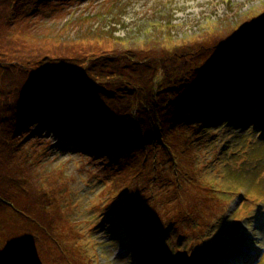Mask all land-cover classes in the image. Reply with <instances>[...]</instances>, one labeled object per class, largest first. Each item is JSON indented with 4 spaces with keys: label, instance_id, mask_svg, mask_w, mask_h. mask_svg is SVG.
<instances>
[{
    "label": "rangeland",
    "instance_id": "obj_1",
    "mask_svg": "<svg viewBox=\"0 0 264 264\" xmlns=\"http://www.w3.org/2000/svg\"><path fill=\"white\" fill-rule=\"evenodd\" d=\"M260 65L264 0H0V264H264ZM59 117L141 142L111 163Z\"/></svg>",
    "mask_w": 264,
    "mask_h": 264
},
{
    "label": "trees",
    "instance_id": "obj_2",
    "mask_svg": "<svg viewBox=\"0 0 264 264\" xmlns=\"http://www.w3.org/2000/svg\"><path fill=\"white\" fill-rule=\"evenodd\" d=\"M32 10H34V7H31ZM85 36L87 37V31H85ZM111 59H113V56L110 57ZM130 60H134V58H129L127 60V62H129ZM258 69H262L263 73H264V65H260ZM203 73H197L194 75H191V77L194 79L191 81V83L193 81H195L196 86L198 85V83L200 81H202ZM255 75L252 74H245L242 82L244 84H250L249 86H242L240 85L238 87V89L242 90V89H246L248 87H251L253 85V78ZM184 79H185V73H184ZM213 82V80H211ZM218 82V81H217ZM230 84V83H229ZM77 85V84H76ZM75 85V86H76ZM189 87L190 85L187 84ZM39 86L42 87L44 90L40 93H36V96L29 98V100L27 101V105H26V109L23 111V116H24V120L28 123L31 121H34L35 119H38L40 117H42L43 115L41 113H47L48 116H54L56 115V113H58V111H56L57 108H59L61 106L62 103V99L60 97H54L51 94L50 88H48V84L45 81H42L39 83ZM247 90V89H246ZM192 93V91H190V94ZM28 97L31 96V94L27 95ZM250 97H247L243 100H248ZM79 101V100H78ZM81 101V100H80ZM82 102V101H81ZM240 103L239 99H237L235 101V104ZM177 107V106H176ZM175 107V108H176ZM174 108V109H175ZM172 109V111L174 110ZM241 110V108L238 109V114H241V112H239ZM165 113L166 111L163 109H159L156 108V114L159 113ZM258 118H260V121L262 122V124L264 125V121L262 118V113H258L256 112ZM59 120H57V122H61V127H60V131L61 134H63V137L65 139V136L68 137H72L74 135V133H69V131L74 132L73 129H71V127L73 125H76V127L80 130L75 131L77 132L79 138H81V142L77 141V140H69L67 142L64 141V139H61V134L59 136V141L60 143L62 142L64 145L66 146H70V144L74 143L76 144L79 148H83V146H85V150L88 151L89 153H92L90 151L89 148H94V147H98L100 145L99 148H97L98 152L103 151L101 155V158H105L106 160L108 159L111 163L113 162H118L121 160V157L123 158L124 156H126V154L122 153L121 149L118 147L119 143H122V150H127L129 145H133L136 143H140L141 142V137L138 135L137 131L131 130V129H125V128H129L130 125L127 124L125 126V128L122 129H104V127H108V128H112V126L116 123V122H111V121H106V120H102L100 123H98L100 126L95 129V128H91L90 125H88L86 123V120H80L78 118H72V126L70 124H66V119L65 120H60V117L58 118ZM159 122V119L156 120ZM166 121L168 123H170V125H175V121L172 119H166ZM42 122L41 120H39L37 123ZM93 122V120H92ZM94 123V122H93ZM59 123H55V125H58ZM22 127L28 131L31 130L30 128V124L28 125H22ZM6 129L8 131L12 130L14 132H20L17 127L16 128H12V125H7ZM35 133H37V131H35ZM154 135H157V133H155ZM107 149H113V150H118L120 151L118 156L112 155L110 152L107 151ZM106 164L108 165V161H106ZM112 174V173H110ZM30 245V243H29Z\"/></svg>",
    "mask_w": 264,
    "mask_h": 264
},
{
    "label": "water",
    "instance_id": "obj_3",
    "mask_svg": "<svg viewBox=\"0 0 264 264\" xmlns=\"http://www.w3.org/2000/svg\"><path fill=\"white\" fill-rule=\"evenodd\" d=\"M231 42L232 41L230 39H222L219 41L218 47L223 50H226L230 46Z\"/></svg>",
    "mask_w": 264,
    "mask_h": 264
},
{
    "label": "bare ground",
    "instance_id": "obj_4",
    "mask_svg": "<svg viewBox=\"0 0 264 264\" xmlns=\"http://www.w3.org/2000/svg\"><path fill=\"white\" fill-rule=\"evenodd\" d=\"M256 87V86H255ZM255 89H257V88H255ZM201 91V90H200ZM200 91H198V92H196L195 94H197V93H199ZM194 94H190V96H193ZM263 134V132L261 131V130H258V134ZM264 137V136H263Z\"/></svg>",
    "mask_w": 264,
    "mask_h": 264
}]
</instances>
